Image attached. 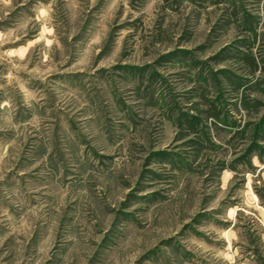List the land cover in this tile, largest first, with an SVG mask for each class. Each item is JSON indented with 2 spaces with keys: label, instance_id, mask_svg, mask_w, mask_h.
I'll use <instances>...</instances> for the list:
<instances>
[{
  "label": "rangeland",
  "instance_id": "374dc122",
  "mask_svg": "<svg viewBox=\"0 0 264 264\" xmlns=\"http://www.w3.org/2000/svg\"><path fill=\"white\" fill-rule=\"evenodd\" d=\"M0 264H264V0H0Z\"/></svg>",
  "mask_w": 264,
  "mask_h": 264
}]
</instances>
